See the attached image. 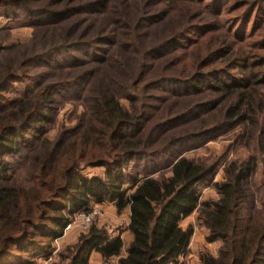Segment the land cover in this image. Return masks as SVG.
<instances>
[{
  "label": "trees",
  "instance_id": "1",
  "mask_svg": "<svg viewBox=\"0 0 264 264\" xmlns=\"http://www.w3.org/2000/svg\"><path fill=\"white\" fill-rule=\"evenodd\" d=\"M186 1L189 6L176 10V20L181 21L179 29L191 32L183 31L179 36L174 30L169 32L171 39L152 53L161 48H172L174 52L179 42L187 40L178 53L185 57L176 71L179 74L169 73L166 66V83L182 87L184 97L200 98L206 88L224 93L219 100H204L201 108L211 111L226 107L225 121L217 127L234 121L248 123L252 127L250 139L256 143L254 153L231 162L225 169L226 180L214 184L219 198L202 202L200 186L212 181L216 165L179 157L168 165L170 175L162 172L153 176L160 170L153 161L158 160L159 152H148L151 147L144 135L138 136L143 133L141 127L146 118L136 110L129 112L123 108L116 95L104 94L91 105L95 121L77 144V139L72 144L64 140L51 144L43 138L46 126L54 120L52 107L56 97L52 85L13 100L1 96L0 264H38L39 258L50 255L53 241L63 236L75 213L88 210L92 202L104 201L115 203L120 213L129 209L128 244L125 246L120 236L92 226L63 255L67 264H90L93 254L106 261L118 258V264H177L193 235V228L183 229L180 222L195 211L199 213L198 221L207 229V242L221 243L217 256L205 252L200 264H264V198L261 208L257 207L259 191H254L253 185L257 165L264 163V121L260 123L257 117L258 110H264V0ZM104 2L90 1L71 11L43 14L62 18L61 21L86 11L98 14L97 8L107 3ZM25 3L26 0L0 1V8H23ZM194 3L200 5L199 9ZM250 23V35L246 37L244 29ZM195 32L198 37L190 39ZM98 42L110 45L114 41L101 37L94 40V44ZM64 45L83 47L92 43L81 39ZM175 64L177 61L169 64V69ZM9 70L0 72V94L20 81V77L9 75ZM192 110L194 106L187 108L186 114ZM31 131L32 142L25 136ZM133 131L136 133L132 134ZM207 134L212 131L204 135L191 132L183 136L187 138L183 141L191 142ZM31 143L35 145L31 149L35 154L30 161L31 174L20 184L16 177L20 169H14L13 164L23 158V149ZM63 147L59 154L58 149ZM90 150L95 153L87 154ZM144 156H151V170L144 167L134 173L126 172L132 160ZM82 163L104 168V176H83ZM127 182L130 187L125 189Z\"/></svg>",
  "mask_w": 264,
  "mask_h": 264
},
{
  "label": "rangeland",
  "instance_id": "2",
  "mask_svg": "<svg viewBox=\"0 0 264 264\" xmlns=\"http://www.w3.org/2000/svg\"><path fill=\"white\" fill-rule=\"evenodd\" d=\"M90 1L100 0H65L63 3H57V0H26L23 8H0V72L9 68V75L20 77V81L14 82L13 86L9 85L8 92L0 94V97L6 95V98L13 100L27 92H39L52 85L56 97V103L52 107L54 120L46 126L43 138L51 144L63 140L72 144L77 139V144L81 143L80 136L87 131L90 123L95 121L91 105L104 94H114L123 108L129 112L136 110L146 118L141 127L144 134L138 136L144 135V140L151 147L148 152H159L158 160L154 158L153 161H156L160 170L153 176L158 177L162 172L170 175L168 165L179 157L191 158L208 166L216 165L212 181L200 186V200H217L219 195L214 184L226 180L225 169L231 162L251 156L256 143L250 139L249 131L252 127L248 123L237 124L234 121L228 126L217 127L225 121L226 107L219 106L211 111L202 110L204 100H219L224 93L206 88L205 94L200 98L184 97L185 90L182 87L166 83V66L169 73H178L176 71L185 60V57L178 53L188 41L179 42L176 48L180 50L174 48V52L172 48L166 51L161 48L153 54L152 50L164 45L170 37L168 33L173 30L177 36L183 31L191 32L179 29L181 21L176 20V10H185V6H189L190 2L102 0L107 3L97 8L98 14L86 11L62 21V18H51L43 14L47 11H71L88 5ZM196 5L199 9L200 5ZM196 13H200V10ZM198 21L202 20L198 18ZM251 27L252 23L244 29L246 37H249ZM198 35L197 32L192 33L190 39ZM101 37L111 38L116 43L94 44V40L99 41ZM81 39L92 45H64ZM30 61L32 62L29 66H25ZM176 61L178 64L170 70L169 64ZM138 81L142 84H136ZM131 96L135 98L134 101L130 99ZM227 102L223 105H227ZM192 106V113L186 114L187 108ZM262 110L257 112L260 123L264 121ZM174 119L178 120L173 122ZM170 121L173 123H169ZM195 131L202 135L212 131V134L191 142L183 141L187 139L183 136ZM33 134L31 131L25 136L32 142ZM30 145L23 149V158L17 159L13 164L14 169H20L16 174L20 184L25 183L31 174L30 161L32 156H35L31 149L35 145ZM63 149L64 147L58 149L59 154ZM86 153L91 155L95 151ZM153 161L151 156L134 159L129 163L126 172L134 173L144 167L151 170ZM256 170L253 185L256 187L254 191H259L256 206L261 208L264 198L262 161L258 163ZM80 173L88 178L103 177L105 169L97 164L82 163ZM129 187L127 182L124 188ZM83 211L91 214L88 224L77 218ZM198 216V211H195L180 222L183 229L192 227L193 235L187 252L179 258L177 264H200V257L205 252L217 256L221 243L207 242V229L200 224ZM71 221L72 227L67 231L64 229L63 236L53 241L50 255L39 258L38 264H67L68 260L63 255H67L68 249L92 226L105 229L112 236H120L125 246L129 242V209L120 213L113 202H92L88 210L78 211ZM90 264H118V258L106 261L100 255L93 254Z\"/></svg>",
  "mask_w": 264,
  "mask_h": 264
},
{
  "label": "built area",
  "instance_id": "3",
  "mask_svg": "<svg viewBox=\"0 0 264 264\" xmlns=\"http://www.w3.org/2000/svg\"><path fill=\"white\" fill-rule=\"evenodd\" d=\"M81 214L77 216L78 219L83 220L86 224H88L91 220V214H88L89 212H80ZM72 227V221L66 226V231L69 230Z\"/></svg>",
  "mask_w": 264,
  "mask_h": 264
},
{
  "label": "crops",
  "instance_id": "4",
  "mask_svg": "<svg viewBox=\"0 0 264 264\" xmlns=\"http://www.w3.org/2000/svg\"><path fill=\"white\" fill-rule=\"evenodd\" d=\"M129 216H130V211H129ZM129 225V224H128ZM127 232H128V230H127ZM99 254H96V256H98ZM188 264H190V263H188Z\"/></svg>",
  "mask_w": 264,
  "mask_h": 264
}]
</instances>
